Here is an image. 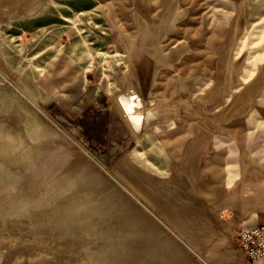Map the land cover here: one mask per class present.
I'll return each instance as SVG.
<instances>
[{"label":"rangeland","instance_id":"374dc122","mask_svg":"<svg viewBox=\"0 0 264 264\" xmlns=\"http://www.w3.org/2000/svg\"><path fill=\"white\" fill-rule=\"evenodd\" d=\"M245 152L264 0H0V264H246Z\"/></svg>","mask_w":264,"mask_h":264},{"label":"built area","instance_id":"2783aa9c","mask_svg":"<svg viewBox=\"0 0 264 264\" xmlns=\"http://www.w3.org/2000/svg\"><path fill=\"white\" fill-rule=\"evenodd\" d=\"M238 243L247 264H264V225L243 229Z\"/></svg>","mask_w":264,"mask_h":264},{"label":"crops","instance_id":"0c3cea01","mask_svg":"<svg viewBox=\"0 0 264 264\" xmlns=\"http://www.w3.org/2000/svg\"><path fill=\"white\" fill-rule=\"evenodd\" d=\"M166 69L171 70L173 68L166 66ZM256 154H258V152ZM243 160H244V172H243L244 175L242 178L243 181H247L248 178H250V177H248V175L252 174L251 172L254 171V169H256L259 173H261V175H260V177H257V178L252 177L254 180H252L251 184L255 183L254 185L260 186L262 183H264V159L257 158L253 154H251L249 152H245L243 154ZM232 162H234V161H232ZM260 188H264V187H260ZM262 197H264V196H262ZM261 201L264 202V199H262ZM246 264H247V262H246Z\"/></svg>","mask_w":264,"mask_h":264},{"label":"bare ground","instance_id":"6f19581e","mask_svg":"<svg viewBox=\"0 0 264 264\" xmlns=\"http://www.w3.org/2000/svg\"><path fill=\"white\" fill-rule=\"evenodd\" d=\"M138 109H139V107H138ZM126 112L128 114H130V116H131V113H129L127 110H126ZM149 114H153V113L149 112ZM141 118H142V113H137L134 116H131V119H136V121L140 120Z\"/></svg>","mask_w":264,"mask_h":264}]
</instances>
